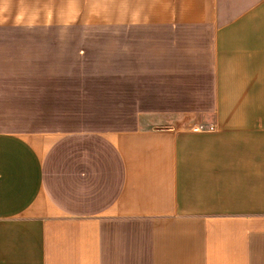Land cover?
<instances>
[{
	"label": "crops",
	"instance_id": "0c3cea01",
	"mask_svg": "<svg viewBox=\"0 0 264 264\" xmlns=\"http://www.w3.org/2000/svg\"><path fill=\"white\" fill-rule=\"evenodd\" d=\"M0 264H264V0H0Z\"/></svg>",
	"mask_w": 264,
	"mask_h": 264
},
{
	"label": "built area",
	"instance_id": "2783aa9c",
	"mask_svg": "<svg viewBox=\"0 0 264 264\" xmlns=\"http://www.w3.org/2000/svg\"><path fill=\"white\" fill-rule=\"evenodd\" d=\"M211 128V127H210ZM195 131H201V130H203V128H202V126H196V127H194L193 128Z\"/></svg>",
	"mask_w": 264,
	"mask_h": 264
}]
</instances>
